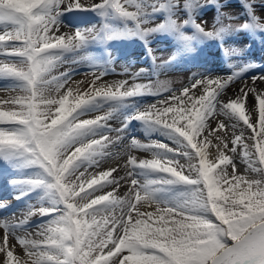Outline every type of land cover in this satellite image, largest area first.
I'll list each match as a JSON object with an SVG mask.
<instances>
[{"label": "snow or ice", "instance_id": "1", "mask_svg": "<svg viewBox=\"0 0 264 264\" xmlns=\"http://www.w3.org/2000/svg\"><path fill=\"white\" fill-rule=\"evenodd\" d=\"M241 3L248 19L221 6L209 23L199 9L221 0H0V159L42 170L12 182L23 189L14 199L43 188L53 201L0 218V264H264V72L235 66L174 88L141 82L143 70L111 82L97 67L79 80L60 70L64 54L102 33L168 29L187 41L188 24L216 39L264 31V0ZM73 11L111 13L123 26L69 28L61 17ZM157 13L164 23L152 22ZM142 95L158 99L115 127L111 107L96 111ZM132 120L172 144L125 141ZM33 217L48 219L33 228Z\"/></svg>", "mask_w": 264, "mask_h": 264}, {"label": "rangeland", "instance_id": "2", "mask_svg": "<svg viewBox=\"0 0 264 264\" xmlns=\"http://www.w3.org/2000/svg\"><path fill=\"white\" fill-rule=\"evenodd\" d=\"M221 2L222 4H210L199 9L196 19H203L211 23L218 18L217 9L221 6L227 13H238L241 21L248 19L241 0H221ZM258 10L261 14H264V4L258 3ZM185 16H187V13H185ZM165 19L166 17L163 13H157L151 17L153 23H164ZM61 20L69 28L74 29L91 28L93 26L102 28L105 24L114 28H122L123 26V21L115 17L114 14L110 13L105 17L92 11L65 12ZM68 27H63V30L68 31ZM182 31L190 37L189 40H181L174 31L168 29L154 33L146 39H141L135 35H116L111 39H107L102 33L100 39L89 41L78 52L64 54L63 59L69 62L70 59L82 57L77 62L80 69H77L74 74L86 72L90 67L105 68L106 71L104 72L107 75L104 78H111V81H113L126 78L120 75L125 69L130 70L125 75L143 70L140 78L144 81L141 82L148 80L170 81L174 88H179L181 87L180 82L187 83L188 78L194 75L226 76L232 73L235 66H250L249 71L245 73L246 75L254 70V66L257 65L255 60H252L255 58L256 53L264 54V31H257L254 28L228 32L220 39L201 35L191 24L185 25ZM122 37L127 40L124 44L119 42L120 39H123ZM226 50L235 51L233 55H228ZM257 59H261V56H257ZM67 62L61 65V71L67 69ZM212 66H221V68L215 71L210 69ZM157 99L158 97L153 95H142L131 98L127 103L110 105L113 109L112 116L114 118L109 123L115 127L126 117L132 115L137 108L150 104ZM96 111L101 110L97 109ZM117 113H119V116ZM85 114L90 116L95 114V112L89 109L85 111ZM142 124L138 120L129 122L128 127L125 129V133L131 134L129 140L132 138L142 140L139 133H137ZM130 128L136 130L130 132L128 130ZM155 132L157 136L152 137L153 140H159L169 145L172 144V141L161 131L156 130ZM0 169L4 172H13L14 176L9 179L11 184L18 176H35L42 171L38 168L21 170L17 165L3 159H0ZM16 186L19 190L11 194L12 200H2L0 203L17 200L14 199V196L23 189L18 185ZM46 194L48 195L49 193H46L43 188L41 190L34 188L28 192L29 200L27 198L24 199V196L22 197L23 202L25 205L48 206L44 202H32L34 196L40 197ZM41 218L45 219L47 217H33L32 219L39 220Z\"/></svg>", "mask_w": 264, "mask_h": 264}, {"label": "bare ground", "instance_id": "3", "mask_svg": "<svg viewBox=\"0 0 264 264\" xmlns=\"http://www.w3.org/2000/svg\"><path fill=\"white\" fill-rule=\"evenodd\" d=\"M63 31H67V30H63ZM105 47H106V45H105ZM107 55H109V54L107 53ZM256 55L257 56H261V59H257ZM256 55H255V58L252 59V60H255V63L257 65H255L254 66L255 67L254 70H252L251 72H248L246 74V76L255 75L257 73L264 72V54L260 55L259 53H256ZM74 60H77V59H70L69 62H67V69H72L73 70V74L75 73V71L77 69H80L79 66H78V63H72V61H74ZM220 68H221V66H212L210 69H214L215 71H218V70H220ZM102 69H103V71H106L105 68H102ZM76 75L77 76L75 77V79H77V80L83 78L82 75H78V74H76ZM105 79L108 80L109 82H111V78H105ZM0 94H3V93H0ZM110 105H113V104H104L102 106V108H100V110L109 108V107H111ZM117 105H119V104H117ZM87 110H89V109H85V111H87ZM117 114L119 116V113H117ZM112 118H114V117L112 116ZM128 130L130 132H134L136 129H131L130 128ZM137 133H139L140 138L143 141L153 140L152 137L157 136V133L155 131L149 130L144 124H142V126L139 127V132L137 131ZM130 135L131 134H129V133H125L124 140L125 141L129 140ZM12 176H14L12 171L11 172H4V171H2L0 169V202L2 200H4V201L8 200V199L12 200V195L11 194L15 193L16 190H19V188L16 185H13V184H11L9 182V179ZM37 189L41 190V188H37ZM48 195L46 194V195L40 196V197L34 196V199H32V202L35 203V201H40V202H44V203L50 205V204L53 203V201L51 200L50 194H48ZM25 198H27L29 200L28 194L24 196V199ZM28 206H29L28 204L27 205L24 204L23 198L22 199H17L16 201H12L11 204L8 205L6 208H0V218H6V217H10V216L19 217L20 214H22L27 209ZM46 219H48V218H45V219L41 218L39 220L32 219L30 221V227L35 228L39 224L43 223L44 220H46Z\"/></svg>", "mask_w": 264, "mask_h": 264}]
</instances>
